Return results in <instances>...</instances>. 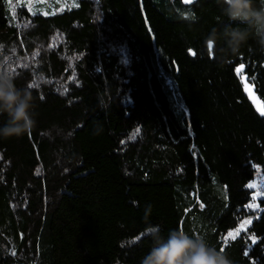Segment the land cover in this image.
<instances>
[{
    "label": "trees",
    "instance_id": "trees-1",
    "mask_svg": "<svg viewBox=\"0 0 264 264\" xmlns=\"http://www.w3.org/2000/svg\"><path fill=\"white\" fill-rule=\"evenodd\" d=\"M237 23L217 0H0V68L37 113L0 137V264H141L155 225L264 264V116L241 83L264 107V51L206 40Z\"/></svg>",
    "mask_w": 264,
    "mask_h": 264
},
{
    "label": "clouds",
    "instance_id": "clouds-1",
    "mask_svg": "<svg viewBox=\"0 0 264 264\" xmlns=\"http://www.w3.org/2000/svg\"><path fill=\"white\" fill-rule=\"evenodd\" d=\"M217 2L222 15L228 21L238 23L236 26L225 25L222 30L213 28L206 37L207 42L215 46L223 40L228 50L237 54L249 40H254L264 51V3L255 7L254 0ZM15 81L9 66L0 68V116L7 117L0 126V137L3 138L26 134L36 123L33 96L27 88L17 87ZM146 236L152 245L141 264H233L225 251L217 250L203 237L190 236L180 229L170 230L165 237L161 227L155 225L146 230Z\"/></svg>",
    "mask_w": 264,
    "mask_h": 264
},
{
    "label": "snow or ice",
    "instance_id": "snow-or-ice-1",
    "mask_svg": "<svg viewBox=\"0 0 264 264\" xmlns=\"http://www.w3.org/2000/svg\"><path fill=\"white\" fill-rule=\"evenodd\" d=\"M186 3H190L191 0H185ZM209 48L211 49L212 48V44L211 42H209ZM244 68V65L241 64L237 69V74L239 75L241 73V71L243 70ZM242 79H244V77H241ZM245 91L248 92L250 95L252 94V89L247 85L245 84ZM260 111V114L262 116H264V107L260 108L259 109ZM253 207H255V205H253ZM251 221L248 220V221H245L243 224L240 225V228H238L235 232H229L228 235L232 238V239H235L237 236L240 235V230L243 229L245 227L246 224H250ZM257 241H256V238L253 236L252 237V243L255 244Z\"/></svg>",
    "mask_w": 264,
    "mask_h": 264
},
{
    "label": "water",
    "instance_id": "water-1",
    "mask_svg": "<svg viewBox=\"0 0 264 264\" xmlns=\"http://www.w3.org/2000/svg\"><path fill=\"white\" fill-rule=\"evenodd\" d=\"M182 3L185 5H188L190 3H186L185 0H182ZM241 77H244V79L241 78V83L243 86V93L246 96L247 100L249 101V103L252 105V107L254 108L255 112L262 116L260 114L259 109L262 108V103L259 100V98L257 97L256 93L254 92L253 87L247 82V77L245 75H242ZM245 84H247L251 89H252V94L250 95L248 92L245 91Z\"/></svg>",
    "mask_w": 264,
    "mask_h": 264
},
{
    "label": "bare ground",
    "instance_id": "bare-ground-1",
    "mask_svg": "<svg viewBox=\"0 0 264 264\" xmlns=\"http://www.w3.org/2000/svg\"><path fill=\"white\" fill-rule=\"evenodd\" d=\"M18 4H19V7H21V5L23 6V4H22V2H20V1H18ZM22 8H24V10H26L29 14H31L32 12L30 11L31 9H28L25 5L22 7ZM238 68V67H237ZM236 68V69H237ZM236 73H237V71H236ZM249 102V101H248ZM251 105V104H250ZM252 106V105H251ZM262 107H263V105H262ZM253 108V107H252ZM254 109V108H253Z\"/></svg>",
    "mask_w": 264,
    "mask_h": 264
}]
</instances>
